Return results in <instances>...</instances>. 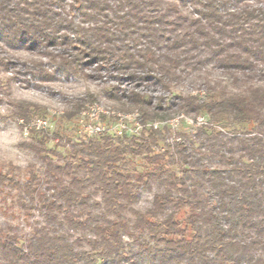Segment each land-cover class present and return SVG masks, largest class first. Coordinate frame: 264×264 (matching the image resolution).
I'll list each match as a JSON object with an SVG mask.
<instances>
[{
    "label": "trees",
    "instance_id": "16d2710c",
    "mask_svg": "<svg viewBox=\"0 0 264 264\" xmlns=\"http://www.w3.org/2000/svg\"><path fill=\"white\" fill-rule=\"evenodd\" d=\"M263 2L0 0L1 33L30 37L66 75L87 77L86 68L114 59L130 80L153 79L173 93L184 75L212 64L236 86L219 91L205 79V96L175 94L181 111L208 122L172 142L170 129L146 126L150 97L113 88V99L128 96L141 108L139 136L66 139L65 155L47 149L45 133L26 143L41 169L22 178L19 167L0 165V192L30 230L0 225V264H138L157 253L188 264H264V84L254 82L264 76ZM31 72L51 76L41 60ZM0 88L7 93L10 82ZM71 103L68 119L83 107ZM31 107L18 103L16 117L28 121ZM135 185L153 191L145 210L131 207ZM137 233L150 239L137 241Z\"/></svg>",
    "mask_w": 264,
    "mask_h": 264
},
{
    "label": "rangeland",
    "instance_id": "374dc122",
    "mask_svg": "<svg viewBox=\"0 0 264 264\" xmlns=\"http://www.w3.org/2000/svg\"><path fill=\"white\" fill-rule=\"evenodd\" d=\"M36 38L37 40L41 39L40 36ZM50 50L59 52L62 49L60 46H54ZM46 51L43 46L30 40V37L24 40L9 38L0 31V61H2L0 63V80L3 83L10 82V89L7 90V93L0 88V165L5 169L13 166L19 167L18 173L22 178L32 166H35L36 169H41L42 166L41 159L25 144L35 138L39 139L45 133L52 137V140L47 143V149H56L63 155L67 154L71 144L67 143L66 139H71L74 142L81 140L78 133L79 128L83 121L86 124L90 122L87 110L92 107L108 111L107 115H100L101 122L105 127V132L100 136H139L142 132V129L139 128L142 118L141 108L133 104L128 96H125L123 100L113 99V88H120L125 94L134 91L150 97L153 108L147 110L150 120L146 126L157 125L156 129H170V135L167 136L168 141L172 142L179 133L196 135L197 129L208 122V117L205 114L194 117L181 111L178 108L175 94L205 96L206 88L203 84L205 79L212 81L213 84L216 83L219 91L235 86L231 81V76L212 64L191 70L189 74L184 75L183 79L174 85L173 93L172 90H165L160 83L153 79L143 82L130 80L126 74L115 69L114 59L102 62L99 68L95 64L89 66L85 70L89 75L87 77L83 75L69 76L55 70L54 63L45 56ZM32 60L44 62L51 76L46 79L34 75L31 72ZM254 82L264 84V76L254 75ZM161 98L165 100L160 102ZM76 101H82L83 107L74 118L68 119L66 113L70 111L71 102ZM22 102L32 104L33 112L28 121L17 118L15 114L16 105ZM118 114L125 116L126 128L122 134H120L121 127L118 126V121L115 118ZM39 118L48 121L46 129L35 130L33 128V122ZM160 144L161 147L165 146L163 143ZM162 149L158 148L157 150L161 151ZM133 163L141 168L142 160L136 158ZM132 189L136 191L137 197L131 207L137 210H145L149 207L153 199V191L146 190L140 185H135ZM3 197V193L0 192V225L11 223L18 226L19 232H29L30 227L23 220V212L17 209L10 199L8 203H5ZM4 209H7V213H4ZM125 215L129 222H134L135 215L131 211H126ZM41 219L36 214L33 221ZM136 239L145 241L150 239V236L146 233H137ZM125 241L133 243V240L128 237H125ZM152 243L154 242L152 241ZM159 247L163 246L159 245ZM133 248H137V245H133ZM136 259L138 264H188L187 260L176 262L170 257L164 258L161 253H157L153 257L143 255Z\"/></svg>",
    "mask_w": 264,
    "mask_h": 264
},
{
    "label": "built area",
    "instance_id": "2783aa9c",
    "mask_svg": "<svg viewBox=\"0 0 264 264\" xmlns=\"http://www.w3.org/2000/svg\"><path fill=\"white\" fill-rule=\"evenodd\" d=\"M86 112V111H85ZM108 111H105L103 109H99L98 107L90 108L87 110V115L89 116L90 122L88 124L85 123V121L82 122L81 127L79 128V137L81 138L80 141H88L90 138L99 136L105 132V127L101 122L100 115H107ZM116 120L118 121V126L121 127L120 134H122L125 131L126 125H125V116L122 114H118L116 117ZM93 121V123H92ZM48 126V121L43 118H39L36 121L33 122V128L35 130H43L46 129ZM155 128H157V125H154ZM139 128L143 130L144 125L140 119ZM124 129V130H123ZM26 131H28V128H26ZM123 131V132H122Z\"/></svg>",
    "mask_w": 264,
    "mask_h": 264
}]
</instances>
